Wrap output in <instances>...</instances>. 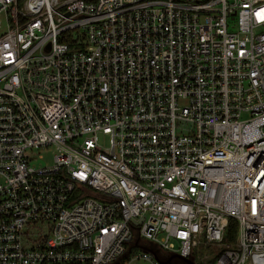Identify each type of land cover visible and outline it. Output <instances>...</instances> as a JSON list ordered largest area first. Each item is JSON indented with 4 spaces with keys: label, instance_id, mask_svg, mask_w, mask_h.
<instances>
[{
    "label": "built area",
    "instance_id": "obj_1",
    "mask_svg": "<svg viewBox=\"0 0 264 264\" xmlns=\"http://www.w3.org/2000/svg\"><path fill=\"white\" fill-rule=\"evenodd\" d=\"M183 259L264 264V0H0V264Z\"/></svg>",
    "mask_w": 264,
    "mask_h": 264
},
{
    "label": "rangeland",
    "instance_id": "obj_2",
    "mask_svg": "<svg viewBox=\"0 0 264 264\" xmlns=\"http://www.w3.org/2000/svg\"><path fill=\"white\" fill-rule=\"evenodd\" d=\"M99 141H100V143H103L104 141L106 142L107 139L101 136L99 138ZM33 153H34L33 154V160L31 162V164L34 165V166H39V165H45V164H48L49 165V164H51L52 161H53V156L55 154V151L51 147V148H47V149L46 148L39 149V150L33 151ZM212 250H214V249H208L207 251L200 249V256H204L206 254L210 256V252ZM134 251L136 252L138 250H134ZM210 259H211V257H209L207 259V261L210 260ZM133 264H150V263L143 262V261H139V262H135ZM246 264H250V263H246Z\"/></svg>",
    "mask_w": 264,
    "mask_h": 264
},
{
    "label": "trees",
    "instance_id": "obj_3",
    "mask_svg": "<svg viewBox=\"0 0 264 264\" xmlns=\"http://www.w3.org/2000/svg\"><path fill=\"white\" fill-rule=\"evenodd\" d=\"M237 228H238V225H237L236 220L229 219L227 228L225 230L224 239H223V242L225 244L235 243L236 237H237Z\"/></svg>",
    "mask_w": 264,
    "mask_h": 264
},
{
    "label": "water",
    "instance_id": "obj_4",
    "mask_svg": "<svg viewBox=\"0 0 264 264\" xmlns=\"http://www.w3.org/2000/svg\"><path fill=\"white\" fill-rule=\"evenodd\" d=\"M183 261H184L185 263H187V264H193L191 261L186 260V259H183Z\"/></svg>",
    "mask_w": 264,
    "mask_h": 264
}]
</instances>
